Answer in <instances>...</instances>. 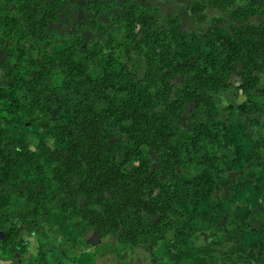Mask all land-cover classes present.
<instances>
[{"label": "trees", "instance_id": "obj_1", "mask_svg": "<svg viewBox=\"0 0 264 264\" xmlns=\"http://www.w3.org/2000/svg\"><path fill=\"white\" fill-rule=\"evenodd\" d=\"M207 1L223 14L217 17L221 26L218 39L206 37V15L197 13L196 0L189 3L195 30L185 29L179 14H171L167 25L160 26L157 8L122 0L123 13L115 19L124 31L121 46L144 54L147 69L141 76L139 68L126 66L115 46L103 53L101 71L93 72L92 59L98 54L85 44L78 31L65 38L54 53L44 51L38 56L44 61L38 63L39 58L32 55L27 43L45 41L48 24L59 19L69 0H0V32L15 38L0 46V69L6 70V80L0 76V85L13 90L8 93L0 87V99L10 100L9 112H19L25 107L21 101L34 103L36 91H51L50 99L60 98L68 115L70 141L65 153L78 158L82 172L66 175L64 188L60 185L55 189L62 209L71 207L73 214L102 227L105 233L114 230L120 236L128 231L132 221L145 224L149 230L153 228L152 214L161 209L152 211L142 204L158 205L168 195L161 170L169 173L179 165L189 170L194 164L203 166L200 175L191 177L192 187L200 189L197 195L212 192L216 161L221 157L210 155L203 141L207 138L209 144L218 143L213 130L219 128V121L197 120L191 129L183 128L178 122L180 108L188 104L196 109L211 107L218 92L236 87L245 96L239 111L264 116V108L254 99V90L264 76V22L255 24L251 19L256 14L264 17V0ZM37 12L41 14L38 19L34 18ZM198 14H202L201 18ZM197 46L211 51L195 56L192 49ZM57 71L63 76L64 85L53 88L51 81ZM161 73L159 82L157 75ZM178 75L184 79L173 82ZM17 90L22 92L19 98L14 94ZM114 119L127 123V141L114 144L99 138L95 142L96 130ZM16 146L23 150L16 152ZM147 148L160 152L159 165L154 169L147 159ZM119 152L123 158L117 157ZM0 155L17 170L26 168L31 159L28 149L7 128L0 129ZM126 163L137 177L129 176L124 169L127 166H123ZM90 185L97 188H89ZM14 192L10 189L5 193L9 202L0 206V224L8 223L17 214L8 209L19 205L18 211L40 220V233L46 237L41 220L49 222L47 209L43 206L31 213L27 200L20 205V199H12ZM33 222L30 226L36 227ZM3 228L0 251L10 253L9 257L18 253V247L19 252H25L14 225ZM254 231L264 233V225ZM262 256L264 238L252 250L255 264Z\"/></svg>", "mask_w": 264, "mask_h": 264}, {"label": "rangeland", "instance_id": "obj_2", "mask_svg": "<svg viewBox=\"0 0 264 264\" xmlns=\"http://www.w3.org/2000/svg\"><path fill=\"white\" fill-rule=\"evenodd\" d=\"M135 2H141L147 6H152L157 8L158 15L160 16L159 24L160 26H166L167 20L170 14H173L172 2L169 0H133ZM122 0H112L111 2H106L103 0H69V4L66 6V9L61 12L58 20L50 22L45 30L46 39L42 43L37 42H28L27 45L32 47V55L38 57L42 53L48 52L50 54L54 53L60 46L63 40L67 37H70L74 32L78 31V35L84 40L85 44L90 45L93 48L94 53H97L98 56L92 59V70L97 73L101 71L103 56L108 48L115 46L116 51L122 56V59L126 66L131 69L139 68V74L144 75L147 65L144 54L138 51H134L132 48L122 47V39L124 38V31L122 27L116 22V17L123 13V8L121 5ZM195 10L197 13H204L206 15V20L203 22L204 31L206 37L208 35L215 33V38L218 39L221 32V26L217 21V17H222V13L214 7H212L209 2L206 0H196ZM243 0H239V3H242ZM107 4V5H105ZM110 8V9H109ZM104 12V13H103ZM199 18L202 14H198ZM41 16L39 12L35 14L36 19ZM261 15H253L251 17L254 23H259L264 21ZM183 27L185 29L195 30L197 25H194V20L192 17V12L186 11L182 13ZM106 25V27H102ZM38 24H34V28L37 29ZM2 33V32H0ZM120 33H123L121 36ZM3 34V33H2ZM5 36V35H3ZM5 37H10L9 34ZM12 40L9 38L7 41ZM5 44L3 41H0V46ZM143 48L146 50L148 46L143 44ZM2 51L0 50V53ZM39 58V57H38ZM43 59H37L38 63L43 62ZM37 67V65H35ZM157 72H154L156 74ZM6 70L0 69V76L2 80L5 81ZM160 82L163 77L162 73L157 75ZM184 78L182 75H178L173 82H180ZM236 79V76L234 77ZM64 85V83H62ZM236 85H240V82H236ZM51 91H36L34 96V103L30 101L27 105V115L31 116L32 113L36 110H39L42 114L47 113L48 118L54 120L57 124L56 127H50L49 124L43 123L41 120L32 119V120H16L5 121L8 125L15 124L16 130L21 128H31L34 124H41L44 128V134L49 132L52 134V137L59 141V143L50 145L47 143L46 139L40 138L39 141V151L30 152L31 159L30 163L26 168L22 170H17L13 164L4 161L0 155V173H3V179H0V184L7 185V191L14 189V195L17 199L24 197L27 193V201L29 211L34 213L36 210H39L41 207H45L48 211V216L50 215L49 209L47 208V202L49 198L56 200L55 198V189L62 185L64 188V177L68 174L75 173L80 174L82 172V163L78 160L76 156H69L66 154V147L69 146L70 134L68 126V115L63 103H60L61 99L51 96ZM220 93H227L225 99L230 101H235L234 103H229L227 109L222 113L212 112V108L220 103L219 96L216 95V101L211 107L201 106L199 108H194L192 104L185 105L180 108L181 113L178 119L179 125L183 128L191 129L192 125L197 120H207L212 121L210 118L215 117V120L223 121L227 123L230 119L228 113H236V116L231 118H239V116L246 117V123L249 128H252L257 135L264 137V131L255 129L257 122L264 124V116L260 113L252 114H242L238 107L239 104L245 100V96L242 93H239L236 87H231L228 91H220ZM239 94V95H238ZM256 98L264 96V76L260 86L254 90ZM47 96V97H45ZM127 123L125 121L114 119L107 123L103 129L97 131V138L93 139L95 142L99 138L107 139L110 143H122L127 141ZM13 135V132L10 128L6 127ZM227 131V129H225ZM14 136V135H13ZM15 140H19L22 144L28 149L27 144L24 140V133H21L19 138L14 136ZM147 159L151 160L153 169L159 165V155L160 152L157 151V148H147L145 149ZM187 154V151H185ZM118 158H123V154L119 152L117 154ZM89 160V157H87ZM223 157H221L222 161ZM259 160V157H257ZM123 166L129 172V176L134 178L137 177L133 168L130 164L126 163ZM49 171L51 176L48 175ZM167 170H161V179L164 181L168 188V195L164 197L160 204H142V207L146 209H152L154 211L156 208H160L161 211L158 213H153L151 220L154 223L152 229H148L146 225H141L134 221L128 224V231L123 235L118 236L114 230L105 231L101 230L97 226H94L91 222H88V219L82 218L85 223L83 224V229H86L85 235L91 236L90 240H86V246L95 248L97 250V264H124V261H128V264H147L148 257H152V264H158V261L163 259L156 255V248L158 242H164L163 250L165 252H170L173 249H179L181 244L187 245L188 240L191 234L194 232V227L191 220H186L184 223H181L179 218L169 220L168 213L171 211L173 205L180 198V196H185L186 199H191V196L186 195L184 191L180 192V195H176L170 192V187H175L177 189L186 190L189 186L192 187V181L190 180L192 176L189 175V169H185L184 166L179 165L174 170H170L169 173H166ZM31 173L32 179H28V174ZM96 173V172H94ZM237 174H233V180H235ZM50 184L54 185L52 191H50ZM89 188H97L91 187ZM229 189L231 186H228ZM4 189H0V206L5 204L2 202L3 199H6L9 202V198L5 195L7 193ZM17 193L19 194L17 196ZM85 202V201H84ZM60 208L62 207V201L60 199ZM218 207H221L218 205ZM199 208V201L197 202L196 208L193 209V215L197 213ZM62 209V208H61ZM163 209V210H162ZM236 209L225 208L223 209L224 213H227V217L222 215L220 221L218 222V229L222 227L225 223L229 222L231 216L236 213ZM259 211V209H255ZM19 215L22 218L19 229H17L15 223L14 230L17 232V238L21 243V246L27 249V245L23 242V235H30L31 233H36L34 239L37 243L41 242V239L46 240V237L40 233V220L30 216V213H25L23 211H18ZM16 215V214H15ZM184 214L181 213V216ZM14 216V215H13ZM1 219V215H0ZM41 219V217H40ZM34 221V222H33ZM37 224L36 227L30 226V223ZM106 223V220H105ZM253 230L261 228L264 223L259 221H252ZM10 225V226H11ZM40 225V226H39ZM45 228L49 227V222L44 223ZM9 227L8 223L0 224V228ZM122 229V228H121ZM23 233V235H21ZM95 233V234H93ZM43 235V236H42ZM205 237V243H207L208 235L203 234ZM214 235V234H213ZM225 236H228V230L225 229ZM170 237V238H169ZM199 240V238H197ZM243 240V235H240L241 242ZM69 247H74L75 241H65ZM1 247V242H0ZM236 245H233V249ZM52 250H55V246L51 247ZM129 250L132 253H135L136 256L133 258L130 256ZM26 251V250H25ZM194 251H203V249L197 250L195 247L189 248L187 253L184 255H190ZM231 251V250H230ZM147 253L146 256L142 255ZM217 249L212 248L210 253H205V264H219L218 261L214 262L210 259V255L216 254ZM24 252H18L15 256L9 257L11 264H26V261L23 259ZM219 254L227 257V264H236L230 254H227L223 249L219 250ZM62 256L67 258V253L62 252ZM239 260L245 261V256L241 253L239 255ZM176 264H181V261L177 260ZM245 264H255L254 259L252 258V251L247 254Z\"/></svg>", "mask_w": 264, "mask_h": 264}, {"label": "clouds", "instance_id": "obj_3", "mask_svg": "<svg viewBox=\"0 0 264 264\" xmlns=\"http://www.w3.org/2000/svg\"><path fill=\"white\" fill-rule=\"evenodd\" d=\"M106 27V25L102 26ZM122 36L123 33H120ZM9 38L0 33V41L7 43ZM209 40L215 38V33L208 35ZM15 50L14 48L12 49ZM201 51L207 53L211 51L209 48L197 46L192 49V54L198 56ZM78 59V57H74ZM12 62H15L14 60ZM63 76L57 71L51 81L53 88H58L62 84ZM0 87H3L0 85ZM4 92L11 93L13 90L7 87H3ZM15 97L19 98L22 92L15 91ZM219 96L220 103L212 108L214 113H222L227 109L230 101L225 99L227 93L216 94ZM239 95V94H238ZM255 102L264 108V96L255 98ZM21 103L25 106L19 112H9L8 107L10 104L9 99H0V129L10 128L13 135L19 138L21 133H24V140L28 146L29 152L39 151L40 138L46 139L50 145L59 143L58 140L52 137V134L42 136L44 134V128L41 124H34L31 128H21L16 130L15 124L8 125L5 123L7 120H32L37 119L43 121L45 124H49L50 127H56L57 124L54 120L48 118L47 113H41L36 110L31 116L27 115V105L29 101L24 100ZM230 119L227 123L222 120L219 121V128L213 130V135L216 136L217 142L209 144L207 138L204 139L203 144L212 156L223 157L222 161L217 160V171L214 179L213 190L211 193L205 192L204 195H197L200 189L189 186L186 190L170 187V192L176 195H180L181 191H184L186 195L191 196V199H186L185 196L180 198L173 205L171 211L168 213L169 220L179 218L181 223L186 220H191L194 227V232L191 234L187 245L181 244L179 249H173L170 252L163 250L164 242H158L156 248V255L163 257L158 261V264H176V261H181V264H205V253H210L212 248L217 249L216 254L210 255V259L214 262L218 261L219 264H227V257L220 255L219 250L227 254H230L236 264H245L247 254L253 250L257 241L264 238V233L253 230L252 221H259L264 223V137L259 136L256 132L249 128L246 123V117L239 116V118H231L236 116V113H228ZM211 120H215V117H211ZM211 128V123L209 124ZM227 129V131H225ZM255 129L264 131V124L256 123ZM16 152H21L23 149L21 146H16L14 149ZM259 157V160L257 159ZM204 171L203 166H196L195 164L190 166L189 175L197 176ZM233 174H237L235 180H233ZM3 173H0V179H3ZM51 176V172L48 173ZM28 179L31 180V173L28 174ZM228 186H231L229 189ZM50 191L53 190L54 185L50 184ZM0 189L7 191L6 184H0ZM19 194L17 193V196ZM13 200L16 197L12 198ZM27 200V193L24 197H20V205H23ZM199 201V208L195 216L193 215V209L196 208ZM3 203L7 204V200L3 199ZM220 205L221 207H218ZM60 199L52 200L49 198L47 202V208L50 215L48 217L49 227L45 229L47 239H41L40 243L34 239L36 233L30 235H23V242L27 245V249L23 254V259L26 264H97V250L92 247L86 246L85 241L90 240L91 236H86L83 229L85 221L81 216L73 214L71 207L61 209ZM19 205L11 207L8 210L13 213H17L12 216L8 222V226L15 223L17 229H19L22 218L19 215ZM31 207V205L29 206ZM231 208L236 209V213L231 216L229 222L225 223L218 229L217 225L224 215L227 217V213L223 212V209ZM259 209V211H255ZM181 213L184 215L181 216ZM43 223V220H41ZM225 229L228 230V236H225ZM5 230L0 228V231ZM95 234V233H93ZM203 234L208 235L207 243H205V237ZM214 234V235H213ZM243 235V240H240V235ZM170 238V237H169ZM199 238V240H197ZM75 241L74 247H69L65 241ZM55 246V250L49 252L48 249ZM233 245L236 247L233 249ZM195 247L197 250L203 249V251H194L190 255H184L189 248ZM21 249H16L19 252ZM231 250V251H230ZM66 252L67 258L62 256L61 253ZM130 256L135 258L136 254L129 250ZM245 256V261L239 260V255ZM43 254V259H42ZM144 253L141 257L146 256ZM10 253L6 251H0V264H11V260L8 258ZM124 264H128V261H124ZM147 264H152V257L149 256ZM256 264H264V256L256 262Z\"/></svg>", "mask_w": 264, "mask_h": 264}, {"label": "crops", "instance_id": "obj_4", "mask_svg": "<svg viewBox=\"0 0 264 264\" xmlns=\"http://www.w3.org/2000/svg\"><path fill=\"white\" fill-rule=\"evenodd\" d=\"M103 1H106L107 3L108 2H111L112 0H103ZM172 2V6L173 7V15H180L182 17V13L183 12H186V11H189V3L191 0H169ZM107 5V4H105ZM110 9V8H109ZM104 13V12H103ZM221 13V12H220ZM172 14V13H171ZM170 14V15H171ZM263 17V16H262ZM264 19V18H263ZM264 21H261L259 23H255V24H261L263 23ZM254 23V22H253Z\"/></svg>", "mask_w": 264, "mask_h": 264}, {"label": "water", "instance_id": "obj_5", "mask_svg": "<svg viewBox=\"0 0 264 264\" xmlns=\"http://www.w3.org/2000/svg\"><path fill=\"white\" fill-rule=\"evenodd\" d=\"M4 235H5L4 232L1 231V232H0V241L4 239Z\"/></svg>", "mask_w": 264, "mask_h": 264}]
</instances>
